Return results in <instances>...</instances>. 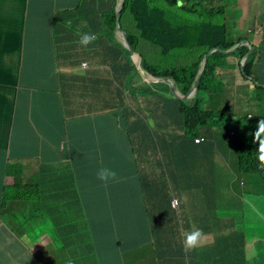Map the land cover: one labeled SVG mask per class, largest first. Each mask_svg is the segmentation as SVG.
I'll return each mask as SVG.
<instances>
[{
	"label": "crops",
	"instance_id": "obj_1",
	"mask_svg": "<svg viewBox=\"0 0 264 264\" xmlns=\"http://www.w3.org/2000/svg\"><path fill=\"white\" fill-rule=\"evenodd\" d=\"M99 1L52 0L48 7H42L39 0H0V264H64L66 259L67 263L98 264L97 251L84 249V246H89L92 231L96 234L93 247L97 249V240L104 231L90 222L100 220L124 234L128 232H122L118 222L122 227L130 226L125 217L116 224L111 217L113 213L104 214L101 207L108 203L112 205L113 212L116 209L113 203L122 200L121 206L129 205L128 213L133 210L141 215L142 223L133 224L138 228L146 226L147 221L153 224L150 218L152 211L165 206L163 200H146L141 192L143 180L151 171L153 157L149 161L144 154L139 156L132 151L128 141L129 130L136 124L127 126L124 114L118 115V111L128 107L130 115L139 110L127 102L123 106L126 80L123 81L122 69L128 65V57L111 53V45L105 38L104 20L95 23L88 19L90 13H107L108 9ZM244 2L253 5L248 0ZM229 5L228 8L232 6ZM112 8L114 5L109 11ZM245 17L248 16L245 14ZM94 28L97 33L92 32ZM263 28L264 23L257 32L249 29L247 37L256 47L262 41L264 44ZM83 33H93L97 39L83 47L79 44ZM78 53L85 56L75 57ZM259 58L264 66V54H258L255 62ZM228 60L230 66L225 68L239 71L242 78L248 79L240 73L243 59L231 55ZM85 63L86 67L83 66ZM223 73L225 70H218L219 76ZM222 80L224 82L225 79ZM133 101L138 107L140 95L132 97L131 104ZM146 101L148 116L158 129L155 119L150 116V111L155 109L154 95ZM48 122L64 125L69 133L55 137L56 132ZM32 131L42 133L41 144L27 135ZM170 133L169 128L166 134ZM122 134L125 142L121 154L115 153L110 144ZM21 137L23 143L17 141ZM25 141L32 148L38 147L37 150L29 153L31 149L25 148ZM55 160L58 163L54 164ZM69 166L77 168L79 179L66 173ZM121 166L132 167L135 174L139 172L134 187L126 193L121 192L123 183L109 187L114 180L105 183L97 176L98 170L104 167L119 174L113 167ZM197 170L198 167L192 170L193 184L180 195V206L175 216L180 223L176 225L174 220L171 225H165L162 219H157L160 221L156 225L160 241L173 249H144L141 264L144 261L145 264H192L196 249L187 252L180 249L178 232L184 236L194 228H204L202 230L205 231L210 227L209 214L225 222L234 220L220 215L217 210L233 205L234 194L221 196L218 188L213 186L216 197L211 203L204 206L202 199L197 197V189L203 180L197 176ZM51 175H54V181L50 179ZM83 175L90 179L83 182ZM17 177L20 181H15ZM228 189L230 191V184ZM94 190H98L95 202L90 196ZM240 190L246 194L241 203L248 195L255 205L260 200L250 193L247 185L243 184ZM242 224L244 228H238L239 232H244L242 229L247 227L245 219L242 223L237 222L238 226ZM148 229L151 231V227ZM139 244L123 245L120 242L118 248L137 249ZM215 244L208 237L201 244L199 253H202L201 249H211L212 253ZM235 250L220 249V253L231 255L234 264ZM118 253L122 255V261L130 252ZM201 260L205 262L206 258ZM200 262L198 260L195 264Z\"/></svg>",
	"mask_w": 264,
	"mask_h": 264
},
{
	"label": "trees",
	"instance_id": "obj_2",
	"mask_svg": "<svg viewBox=\"0 0 264 264\" xmlns=\"http://www.w3.org/2000/svg\"><path fill=\"white\" fill-rule=\"evenodd\" d=\"M222 2L225 5H222ZM222 2L221 6L211 9L207 6L206 0H127L121 15L120 27L127 33L135 51L143 55L147 50L149 54H152V60L156 63L159 57L166 58L172 55L175 61L168 66L157 64L152 68L147 60H144L143 64L146 68L150 67L148 70L155 75L165 74L167 78L174 80L181 92L187 94L196 83L199 67L210 51L219 47L228 50L234 47L236 42H240L234 38V34L231 35V25L227 21L230 14L228 17L226 16L229 4L233 5L234 0H222ZM99 3L105 5L108 11L105 15L94 14L90 21L95 23L105 21V38L107 44L111 45V53L124 54L125 57L127 50L116 38L118 27L114 8L109 11L107 0H100ZM222 15L225 18L220 22L218 18ZM92 32L97 33L96 28ZM145 46L147 49H143ZM256 48L259 52H256L246 63L245 69L242 68V73L247 78L253 75L257 55L264 54V45ZM249 50L250 47L244 45L230 54L225 52L213 54L208 62L194 105L167 97L162 89L148 81L141 83L144 81L142 75L131 66V58L128 54L126 55L128 65L123 67L125 70L122 69L123 81L126 80L125 92L132 97L140 95L152 98L154 95L153 106L155 109L150 111V116L155 119L158 129H155L149 116L143 113V108L131 115L130 107L118 111V115L124 114L127 126L132 123L136 124L129 130V143L132 145V151L139 156L144 154L149 161L153 157V165L149 172H159L158 178H153L145 187V193L148 196H157L160 187H162L164 194L160 198L165 197L169 204L176 196L180 199V195L182 196L188 186L193 184L195 177L192 170L194 171L203 164L208 166L207 170H215V167H210V164L213 165L212 155L215 154V151L223 153L226 150L224 138H229L230 127L223 123L214 111H210L207 104L211 100L210 94L224 91L223 80L217 76L218 66L220 64L224 67L230 66L228 57L231 54L236 58L243 59ZM257 79L258 77L255 82ZM258 86L262 87V85ZM262 88L264 89V87ZM125 94L122 95L123 106H126L127 102ZM132 115L136 120H133ZM263 117L264 115L261 116V118ZM260 119L257 118L254 121L253 128L249 124L245 125L250 128L247 131L240 128L243 120L231 126L237 130L241 137V140H238L240 142L238 152H246L239 158L241 163L239 170L251 175V179L257 182L264 181V163L258 159L259 145L255 140V131L258 129ZM48 123L56 132L55 137L65 136L69 133L64 125ZM169 128L172 136L166 134ZM198 137H203L205 141L196 144L195 139ZM261 138L264 139V136ZM135 175L138 178L139 172ZM50 179L54 181V175H51ZM15 181H20L19 177ZM185 181L189 183L185 184ZM141 192L144 193L142 190ZM241 195L244 197L246 194L243 192ZM246 198L250 200V195ZM241 205L242 203L237 201L233 205L217 208V210L220 215L227 218L232 217L242 223L244 215H235L245 212L244 209H242L243 211L240 209ZM210 207L213 208L212 205ZM103 211L104 214H111L112 205L107 203ZM108 224L110 223L108 222ZM242 230L244 232L237 235H229V239L225 237L217 239L214 249H218L224 244H226L225 247L220 249H247L245 253L241 252L240 264H249V260L254 255L259 257L260 254L249 242L245 235V229ZM160 243L163 247L166 245L164 241H160ZM262 253L264 254V249H262ZM72 264L78 263L72 262Z\"/></svg>",
	"mask_w": 264,
	"mask_h": 264
},
{
	"label": "rangeland",
	"instance_id": "obj_3",
	"mask_svg": "<svg viewBox=\"0 0 264 264\" xmlns=\"http://www.w3.org/2000/svg\"><path fill=\"white\" fill-rule=\"evenodd\" d=\"M42 7H48L52 0H39ZM207 6L209 8H214L217 6H221L222 0H206ZM87 0H84L86 3ZM249 3H253V5H248L244 2V0L240 1L237 0L234 5L227 9L226 16L228 17L227 21L230 23V31L231 35L234 36L236 40H240L243 37H247L249 35V29H253L254 32L258 31V27L262 26L264 23V0H248ZM84 7V5H81ZM245 11V14L248 17H245V14L242 11ZM80 14V13H79ZM32 14H30L31 17ZM94 14H89L88 19L90 20ZM223 16V15H222ZM220 16L218 20L220 22L223 21L225 16ZM29 17V18H30ZM80 17V16H77ZM122 17V16H121ZM126 17H128L126 15ZM200 19V18H199ZM30 22V21H29ZM121 22V18H120ZM59 24V23H58ZM57 24V26H58ZM45 28L42 29V32ZM264 29V28H263ZM236 34V35H235ZM122 33L119 31L117 35V39L123 42ZM255 37V36H252ZM133 46V44H132ZM249 46V45H248ZM143 49H147V46L143 47ZM135 51V50H134ZM136 52V51H135ZM131 55L129 51H126V55ZM140 59L147 60L149 66L154 68L157 64H164L168 66L172 64L175 60L173 56H167L166 58L159 57L157 59V63L152 60V54H149L147 50L142 54L136 52ZM232 55V54H231ZM230 55V56H231ZM84 53H78L75 55L77 58L84 57ZM245 59L242 60L244 63ZM254 65L253 75L248 77V79L242 78L239 75V71L233 72L232 69H227L220 64L218 66V70H225V74L222 76L219 74L217 75L219 79H225L223 82L224 91L218 94H210L211 100L210 103L207 104V108L210 111H214L215 115L220 118V120L230 125L232 122H235L237 119L243 120L242 123H246L248 115L255 119L256 117H260L264 115V89L261 87L258 89V85L264 86V66H262L261 58L255 62ZM264 64V60H263ZM96 65V63H95ZM84 67L87 66V63L83 64ZM159 66V65H158ZM240 67V66H239ZM150 68V67H149ZM237 73V75H236ZM240 73L243 76L242 71ZM163 79H167L165 74L161 75ZM256 77H259L255 82ZM144 83V81H141ZM227 92V94H225ZM125 98L127 101V105H131L135 110H140V106H143V113L148 116L149 108L147 109V101L145 97L140 96V101L138 107L135 106V101L131 104L130 100L132 96L127 93L125 94ZM106 97H104V100ZM178 100V99H177ZM182 101V100H180ZM184 102V101H183ZM186 103V102H184ZM251 128L254 127V123L252 121L249 122ZM42 133L38 131L30 132L29 136H32L35 143H42ZM169 136H172L170 133ZM235 137V134L232 135ZM226 142V150L222 154H214L212 155L211 162L213 165L210 164V167H215L214 171H209L206 169L207 165H199L197 172V176L203 178V183L197 189V197L202 199V203L205 206L206 204L211 203L215 199V194L213 191L214 184H218L219 186V193L221 196H225L226 193H230L231 195L234 194L235 202H242L243 196L241 195L243 192L240 190V187L244 184L247 185L251 194L256 195L260 200H257V204H253L250 200L244 198V202L241 205V210L244 209L245 212L236 213L235 215L238 216L239 214L244 215V219L246 222L245 228V235L247 236L251 245L255 246L257 252H259L260 256L254 255L250 260L249 264H264V254L262 253V249H264V181L257 182L251 179V175H248L243 170H239V166L241 165L239 158L246 152H238L240 148V142L238 140L224 138ZM227 139V140H226ZM130 140V139H129ZM128 140V141H129ZM18 142L23 143V137H21ZM125 142L124 135L117 139L114 143L110 144L113 146V151L115 153L119 152L121 154V148ZM25 148L31 149L29 153L37 150L38 147L32 148L31 144H28L25 141ZM28 153V154H29ZM242 160V159H241ZM74 162V160H73ZM235 162V163H234ZM58 163L57 160L54 161V164ZM199 163V162H198ZM237 167V170H235ZM64 168V167H63ZM61 168V169H63ZM119 171L117 174L116 179L114 182L109 185V187L116 185L118 182L123 183V187L121 192L126 193L129 191L130 188H133L136 183V175L134 173V169L129 166H121V167H113ZM67 174H71L76 176L78 179L79 175L77 168H73L69 166L66 169ZM84 176V175H83ZM250 177V178H249ZM261 178V177H259ZM86 176L83 178V182L88 181ZM43 180V179H42ZM46 181V178H45ZM209 181L210 187L207 188V182ZM230 184V191L228 189V185ZM236 184V185H235ZM91 199L95 202L98 199V190H94L90 193ZM239 198H238V197ZM124 202L120 200V202L113 203V207H116L113 210V214L111 217H114L115 223L121 217H125L127 220L130 221V226L127 228L126 226H121V223L118 222V226L120 227L122 232L128 233H136L137 235L132 234H124L120 233L118 229H114L112 225H104L100 220L91 221V225H97L103 229L104 233L98 238L97 245L98 248L95 249L94 240L93 238L96 234H93L90 231V244L89 246H84V249H94L97 251V260H100L98 264H141V259L143 255L144 249H164V247L160 243L159 235L157 226L155 223H147L146 226H139L138 228L134 227L133 224L142 223V217L139 213H135L133 210L131 213H128L129 205L126 204L121 206ZM105 206L101 207L103 210ZM198 210H203L202 207H196ZM93 207L90 208L92 211ZM107 209V208H106ZM105 209V210H106ZM104 210V211H105ZM103 211V213H104ZM243 211V210H242ZM78 215V213H76ZM212 216V217H210ZM141 217V218H138ZM205 218V217H204ZM200 219V218H199ZM203 219V218H202ZM209 223L208 226L212 228V234L215 237L218 236H225L226 239H229V235H237L239 234L238 228H244V225H237V221L234 219L232 222H225L220 220V218L209 214ZM176 219V223H180V221ZM147 221V219L145 220ZM176 224V225H178ZM151 227V231L148 229ZM203 229V228H202ZM203 231V230H202ZM205 231H203L204 234ZM179 242H180V249H184L183 247V236L182 233L178 232ZM123 243V245L130 244L132 242H140L139 247L137 249H126L125 246L122 249L118 248V243ZM255 242V244H253ZM82 249V248H80ZM170 249H173L170 247ZM247 249H236L234 251V264H240L241 259V252H246ZM130 252L126 257L122 258L118 252ZM202 253H199V249H196L194 254L192 264H195L196 261L200 260V264H215V259H217V264H232L231 255L223 256L220 253V249H213L211 253V249H201ZM262 253V255H261ZM47 254H45V257ZM70 259H73L69 256ZM203 258H206L204 262ZM68 259L64 262L66 264ZM67 264H72V262H68ZM145 264V261L144 263Z\"/></svg>",
	"mask_w": 264,
	"mask_h": 264
},
{
	"label": "clouds",
	"instance_id": "obj_4",
	"mask_svg": "<svg viewBox=\"0 0 264 264\" xmlns=\"http://www.w3.org/2000/svg\"><path fill=\"white\" fill-rule=\"evenodd\" d=\"M127 1V0H126ZM237 0H234V3L233 5L235 4ZM107 3L109 5V7H111L112 5H114V12L116 14V11L117 9L120 8V3H121V0H107ZM126 3V2H125ZM106 7V6H105ZM125 7V4L123 5V9ZM123 12V10H122ZM122 15V13H121ZM117 24V23H116ZM119 26H120V23H119ZM121 28V27H120ZM122 29V28H121ZM118 32L119 30H117L116 32V38H117V35H118ZM97 39L96 35L93 34V33H83V34H80V39H79V44L83 47H87L89 44L93 43L95 40ZM129 39V38H128ZM244 39H248V37H243L242 40ZM130 40V39H129ZM241 40V41H242ZM119 41V40H118ZM240 41V42H241ZM249 42H247L245 45H249L250 47V43H252L249 39H248ZM120 42V41H119ZM239 42V43H240ZM121 43V42H120ZM122 44V43H121ZM238 45V44H236ZM235 45V46H236ZM252 45L255 47V50H254V53L253 55L256 53V52H259L258 49L256 48V46L252 43ZM261 45H264L263 44V41L261 43ZM244 46V45H243ZM242 46V47H243ZM125 48V47H124ZM134 48V46H133ZM241 48V47H240ZM135 50V49H134ZM251 50V48H250ZM250 52V51H249ZM248 52V53H249ZM247 53V54H248ZM252 55V56H253ZM131 58V57H130ZM245 58V57H244ZM243 58V59H244ZM252 58V57H251ZM250 58V59H251ZM131 66L135 68V70H137V67L136 65L133 63L132 59H131ZM145 66V64H143ZM246 66V65H245ZM146 68V67H145ZM242 68H243V63H242ZM146 69H149V68H146ZM245 69V68H244ZM138 71V70H137ZM140 72V71H138ZM150 72V71H149ZM140 74L142 75L143 77V80L144 82L148 81L150 83H152L150 80H148L141 72ZM152 75H154L157 79H161L162 76L161 75H155L154 73L151 72ZM168 80V83L170 82H175L174 80L172 79H169L167 78ZM169 83V84H170ZM154 84V83H152ZM156 86V84H154ZM121 88V86H120ZM178 88V87H177ZM178 90L181 92L180 88H178ZM200 92V91H199ZM182 93V92H181ZM166 94V93H165ZM184 94V93H182ZM167 96V95H166ZM168 97V96H167ZM196 99V98H195ZM194 99V101H195ZM194 103V102H193ZM192 104V103H191ZM193 105V104H192ZM259 118V117H256L255 119H253L250 114L248 115V118H247V121L246 123H242V125H240V128L244 131H247L249 130L250 128L246 127L245 125L249 124L250 121H254ZM240 122L239 119H237L235 122H232L229 127H230V134H229V138L230 139H234V140H241V137L239 135V133L237 132V130H234L231 126L233 125H236ZM254 126H255V123H254ZM255 130V129H254ZM253 130V131H254ZM235 134V137H232V135ZM264 136V119H261L259 122H258V129L255 131V140L258 142V145H259V148H258V151H259V156H258V159L261 163H264V139H262L261 137ZM205 141V139L203 137H198L195 139V143L196 144H201ZM215 154H222L218 151H215ZM236 170V169H235ZM97 176H98V179H100L101 181L103 182H108L109 180H115L116 177H117V173L113 170V169H110V168H107V167H104V168H101L98 170L97 172ZM159 176V172L156 171V172H153V173H149V176L146 178L145 182H144V185L141 187V190L144 191L143 196L145 197L146 200H149V201H159V200H163L164 203H165V206L162 208V209H158V210H155V211H152V215L150 218L153 219V223H155L156 225H158V223H160L159 220L157 219H162L163 220V224L167 225L169 224L170 222L172 223L174 220L178 219L176 218L175 219V216H177L178 214V210H179V206H180V199L176 196L175 198L172 199L171 203L169 202V204H167L166 200H165V197H162L160 198L164 193H163V190H162V187H160V192L157 196H154V197H150L148 196L146 193H145V187L148 185V183L153 179V178H158ZM202 183H203V180H202ZM209 183V181L207 182ZM214 187H217L218 188V191H219V186L218 184H214ZM160 198V199H158ZM148 223V221H147ZM171 223L169 225H171ZM175 224H178L176 222H174ZM204 229V228H203ZM183 236V235H182ZM210 237L211 238V241L213 242H216L217 239H220V238H224L225 236H218V237H215L213 234H212V228L210 227H207L205 228V232L203 234V231L202 229H199V228H194L192 229L191 231L187 232L184 234L183 236V247H184V250L187 252V251H191L193 249H199L201 247V244L203 243L204 240H207V238ZM160 239V237H159ZM164 249H170V247H164ZM217 259H215V264H217Z\"/></svg>",
	"mask_w": 264,
	"mask_h": 264
},
{
	"label": "water",
	"instance_id": "obj_5",
	"mask_svg": "<svg viewBox=\"0 0 264 264\" xmlns=\"http://www.w3.org/2000/svg\"><path fill=\"white\" fill-rule=\"evenodd\" d=\"M126 0H121V3H120V8L117 9L116 11V23H117V27H118V30L122 33V39H123V42H120L122 43V45L126 48V50L129 51V53L131 54L130 57L133 61V63L136 65L137 67V70L140 71L148 80H150L152 83L156 84V86L159 88V89H162L166 95L170 98H173V99H178V100H182L186 103H192L194 105V99L198 96L199 94V91H200V87L202 85V80H203V76H204V73L206 71V68H207V65H208V62L211 58V56L217 52L219 53H233L235 50H238L240 47H242L243 45L246 44V41H248V39H244L242 40L238 45L228 49V50H224L222 49L221 47L219 48H215L213 49L212 51H210L205 57H204V60L202 62V64L200 65L199 67V70H198V75L196 77V83L194 84V86L191 88V90L187 93V94H182L178 88H177V85H176V82H169L168 83V80L166 79H157L154 75L151 74V72H149L148 69L145 68V66L143 65V60L139 58V56L136 54V52L134 51V48L130 42V40L128 39L127 37V33L124 32L120 26H119V23H120V18H121V13H122V10H123V5L125 4ZM249 42V41H248ZM250 52L245 56V61L243 63V69L245 68V65L246 63L250 60V58L252 57L253 53H254V50H255V47L252 45V43H250ZM168 84L170 85V87H172L173 89V92H170L166 87L165 85Z\"/></svg>",
	"mask_w": 264,
	"mask_h": 264
},
{
	"label": "bare ground",
	"instance_id": "obj_6",
	"mask_svg": "<svg viewBox=\"0 0 264 264\" xmlns=\"http://www.w3.org/2000/svg\"><path fill=\"white\" fill-rule=\"evenodd\" d=\"M165 86L167 87V89H168L170 92H173V89H172V87H170V85L166 84Z\"/></svg>",
	"mask_w": 264,
	"mask_h": 264
}]
</instances>
